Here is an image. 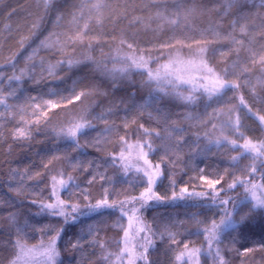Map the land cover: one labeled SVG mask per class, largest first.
Segmentation results:
<instances>
[{
  "label": "trees",
  "instance_id": "16d2710c",
  "mask_svg": "<svg viewBox=\"0 0 264 264\" xmlns=\"http://www.w3.org/2000/svg\"><path fill=\"white\" fill-rule=\"evenodd\" d=\"M41 2L42 0H0V73L4 78L12 75L19 76V70L25 69V75L19 81L0 80V89H3L4 96L8 97V93L12 91L16 94L7 98V104L12 107L5 109L3 105H0V112L4 113V116L0 117V264H8V260L12 257V248L7 241L10 238H16L15 234L18 229L21 230L22 241L32 247L39 244L41 240L46 243L51 238L53 233L47 232L49 228L63 229L57 240V249L63 264H105L101 259L103 254L100 248L90 242L103 243L108 252L118 250L116 242L120 241L123 236L120 226L127 228L128 220L117 209L104 211L103 215L98 214L100 210L80 212L75 221L69 218L65 223L62 217H53L30 201L52 202L49 199L51 178L55 176L57 181L67 180L69 175L74 178L70 188H58L57 191H59L61 199L65 201H69L70 191L73 194L70 202L78 204L81 209H84L85 204L89 202L94 204L97 200L103 199L102 193L105 191L115 193V195L108 196L109 202L113 199L124 200L126 197L139 196L147 186L139 181L141 173H138L135 168H131L125 174L121 168L122 162L111 160L109 157L110 155L118 156L120 151H125L126 148L128 150L130 147L138 149L137 145H144L145 141L151 143L157 151L151 152L147 146L139 149L149 153L147 159L153 167L156 164H161V168L168 177L158 181L153 188L154 192L165 197V200L150 202L145 210L136 213L140 222L136 217H133V227L129 229L130 236H135V230L141 227L142 223H147L157 232L167 227L174 233H180L181 235L176 239L187 242L189 247H207L204 236L200 234V229L210 223L209 218L219 220L218 210L215 207L209 210L208 202L201 204L195 198H182L174 201L168 198L173 195V191L178 194L184 187H188L189 191H203L202 182L193 179V177H199L202 174L208 175L217 172L223 174L226 170L229 173L234 172L236 176L243 177L245 175L240 169L252 163L251 157L244 156L238 161H232L231 157L241 155L240 150L227 143H222L220 146L209 143V137H206L205 133H209L213 139L215 136H224L229 140H236L238 144H243L244 139H241L238 133L221 126V121L226 118L224 114L227 110L237 107L244 125L240 128V133H243L245 138L252 139L253 142L264 139V129H261L256 119L248 117L246 112L239 108V99L235 98L243 97L244 101L258 115L264 116V102L259 99V97H264V88L261 84L256 83L257 77L260 76L259 72H256L252 77L255 93L251 89L241 87L238 93L228 91L224 95L223 101L217 102L215 97L209 100L206 96H201L200 92H196L194 94L198 97V103L195 107H184L179 100L167 97L159 102L160 107L172 113H199L201 121H209L213 109L220 113L219 116L211 119L206 127L202 122L183 120L181 115L171 117L185 127L184 135L188 139L186 143L173 149L172 153L166 157L168 167L161 163V156L164 155L158 151L162 143L161 140L152 135L145 136L131 131L141 124L149 132L162 131V128L148 117V112H152L153 116L158 115L153 108L143 110L142 116L133 108L131 112L127 113L129 131L125 132L122 127L126 116L123 111L124 105L127 104L131 107L133 102L143 103L149 91L147 87H139L134 101L130 100L124 91L112 92L107 98L93 94L86 99L81 97V101L74 100L72 103L65 101L61 108L48 110L49 121L46 124H41L38 131L34 128L28 140H15L12 134L17 128L26 127L25 124L20 123L22 116L25 121L34 119L32 111L35 104L43 106L45 101L54 99L50 95L52 92H59L61 96L71 95L70 91H66V89L71 88L73 80L81 79L80 75L74 74L75 70L69 71L66 65L58 67L55 70V75L50 76L44 71L48 64H54L57 60L69 57L80 59L84 55H92L99 60L101 59V50L105 54L113 52L116 42L120 39L121 30L126 37L128 34L135 33L137 40L140 41V47L145 49L150 47L144 43L146 40H155L158 44L172 35L181 40L183 46H177L176 51H168L167 55H162L156 47H152V53L157 57L159 63H167L169 55L172 57L179 55L184 60L197 59L195 44L190 40H185L184 36L186 34L200 39L196 32L207 28L210 22H217L220 25L217 30L221 32V35H224L223 30L227 27V19H221L216 11L221 7L222 0H183L185 8H195L196 11L190 16L187 24L180 23L179 27L157 18V11L163 12V8L151 7L153 3L162 4L166 5L170 11H174L172 5L175 0H105L116 11L114 14L107 10L104 11V18L100 24L94 22L95 17L89 18L88 16H85L84 19L77 18L75 23L72 22L71 15L56 20L50 13L47 15L44 13ZM72 2L73 0H68L69 5ZM124 5H128V7L125 9ZM12 10L15 11L9 17L8 13ZM65 11H71V9L66 6ZM164 14L168 15L167 12ZM109 16H112V20L108 19ZM41 17H43L42 20ZM137 17L142 19H135ZM168 19H175V17L169 16ZM35 21H39L40 27L33 31L31 26ZM84 23H88L89 28L92 29L87 33L85 39L93 42L94 50L89 51L86 47L77 46L73 51L69 47L65 49L64 54L60 55L39 46L40 40H43L49 32L72 35L77 26L83 29ZM108 33H112V35H108ZM207 40L217 42L213 36H208ZM21 41H23V45ZM189 44H192V52L188 51ZM33 49H37V51L33 59L28 61L26 58L32 55ZM220 52L227 55L222 56L219 54ZM14 53L17 54L15 60L10 61V57ZM205 59L208 58L205 57ZM233 60H235V56L229 48L222 47L213 59L208 60V63L210 67H214L218 71L220 67L230 66ZM33 64L36 65L34 71L29 70ZM111 66L109 64V67ZM149 66L155 70L158 64L151 63ZM201 74L204 73L201 72ZM131 78L138 85L146 79L145 76L138 73H133ZM226 78L238 79L237 76ZM200 82V84L204 83L203 80ZM152 87L154 88L155 85ZM78 90H84L83 85ZM178 91L184 95L193 94L192 89L187 86H181ZM29 97L34 99L30 100ZM209 104L211 107H207ZM108 109H111L115 115H107ZM102 111L106 115L107 123L114 125L111 132H104V121L96 119V116ZM75 115H87V118L96 125V130L90 131L87 135H78L77 139L81 147L74 151L75 145L66 137L59 135V130L67 126V121ZM133 119L135 124L131 122ZM213 124L216 125L215 129L212 127ZM96 137H100L102 148L93 146ZM120 137L125 138L126 144L118 142ZM54 156L57 159L45 169L43 165L47 164L48 160ZM256 163L259 166V161ZM132 164L136 163L133 161ZM81 166L83 170H81ZM25 169L29 173H42L43 179L26 180L22 192L12 191L11 189L20 187L17 183H9L13 170L23 172ZM200 169H204V172L201 173ZM102 175L105 176L104 180L99 178ZM93 176H96L97 179L89 185L88 181ZM209 178L215 177L210 176ZM234 178L225 176L229 182ZM15 179L19 178L15 177ZM171 181H175V184L173 185ZM84 191L91 193L87 199L80 195ZM237 192L242 193L243 190L237 189ZM237 192H231L228 195H236ZM221 198L226 197L221 194ZM132 207L133 205H126L125 210L128 211ZM134 207L139 208V205L136 204ZM247 210V207H243L241 214ZM66 211L71 212V209ZM128 215L132 216V212L128 211ZM10 216H14V219H9ZM197 221L204 223L198 224ZM42 228L45 229L46 234H41L38 231ZM227 231L231 232L232 229ZM244 231L247 240L241 238L240 243L248 247H252L255 242L264 239V213L257 210L254 219L250 221ZM77 239L84 247L82 253L74 251L69 246V241L75 242ZM154 239L157 240V245L155 250L149 252L150 260H156L157 264H187L186 258L175 260L179 250L169 251L167 242L161 243L158 237H154ZM138 243H142V241L137 237L131 241L129 246ZM120 246L123 247V244ZM182 246L183 243L180 247L182 248ZM223 246L221 245V247ZM230 247L240 248V244ZM240 251L242 252L243 249L241 248ZM199 259L200 264H211V261L203 254ZM21 263L23 264V262ZM233 264H264V260L257 254L254 258L236 259Z\"/></svg>",
  "mask_w": 264,
  "mask_h": 264
},
{
  "label": "snow or ice",
  "instance_id": "6c2138e0",
  "mask_svg": "<svg viewBox=\"0 0 264 264\" xmlns=\"http://www.w3.org/2000/svg\"><path fill=\"white\" fill-rule=\"evenodd\" d=\"M66 6L71 11H65ZM41 7L44 13L51 14L56 20H60L67 15L72 16V22L75 23L77 18L84 19L85 16L89 18L95 17V23L100 24L102 22L104 11L115 13L116 9L112 8V5L106 3L105 0H73L69 5L68 0H42ZM120 7V6H118ZM125 9L128 5L123 6ZM153 8H163L164 11H157L156 16L161 20H165L168 23L179 27L180 23L187 24L190 16L196 11L195 8H185L183 0H175L172 8L174 11H170L166 5L151 4ZM15 10L8 13L11 17ZM221 19H227V27L223 30L224 35L217 29L220 25L217 22H210L208 27L196 32V35L200 39H196V36H188L185 34L184 39L192 41L196 46L195 54L197 59L184 60L179 55L172 57L168 56L167 63H159L157 57L152 53V47H156L162 55H167L168 51H176L177 46H183L182 41L177 39L175 35L169 36L166 40L158 43L155 40H146L145 44L150 47L145 49L140 47V41L137 40L135 33L128 34L127 37L123 30L120 31V39L116 42V47L112 53L105 54L101 50V59L97 60L92 55H84L80 59L66 58L57 60L54 64H48L46 71L48 75H55V70L66 65L69 71H74V74L81 76L80 80H73L72 86L66 91H70L71 95L61 96L59 92H52L50 95L54 99L47 100L41 104H35L32 111L34 119L25 121L23 116L20 123L25 124L26 127L17 128L13 132V138L18 141H26L31 137L32 131L35 128L37 131L41 124H46L49 121L48 110L59 109L63 102L72 103L75 101H81V97L85 99L95 94L97 96H103L107 98L112 92L124 91L127 93L130 100L135 99V96L139 90V87H147L149 89L147 97L144 98V102L140 104L132 103L131 107L127 104L124 105L123 111L126 113L124 117V123L122 127L125 132L129 131V120L127 113L132 109H136L138 114L143 115V110L153 108L158 115L153 116L152 112H148L150 120L156 122L162 131L149 132L144 126L137 125V127L131 129L132 132H138L142 135H152L161 140V146L158 151L164 155L161 156V163L168 167V161L166 157L172 153L173 149L180 147L187 142L184 135L185 127L182 126L177 120L172 119L173 115H181L183 120L186 121H198L202 122L206 127L211 119L220 115L216 109H213L209 121H201L199 113H172L165 108L159 106V102L166 97L179 100L184 107H195L198 103V97L194 94L200 92L201 96H206L209 100L213 97L217 102H222L224 95L228 91L238 93L241 87L251 89L255 93V84L252 77L256 72H259L260 76L257 77L256 83L261 84L264 88V0H222L221 7L216 10ZM167 12L168 15L164 13ZM172 16L175 19L169 20L168 17ZM41 20L43 17L40 18ZM112 20V16L108 17ZM141 20L142 18H135ZM32 30L35 31L40 27L39 21L32 23ZM192 30V29H189ZM92 31L89 28L88 23L83 24V29L79 26L76 27L74 33L69 35L68 33L58 34L56 32H49L48 35L40 40L39 46L49 51H53L56 54H64L66 48L71 47L73 51L77 46H83L89 49H93V42L86 41L87 33ZM115 31V29H113ZM195 31V30H193ZM112 35V33H108ZM208 36L216 38L217 42L207 40ZM115 40V37H113ZM226 41L227 43H223ZM23 45V41H21ZM98 46V42H97ZM188 51L192 52V44H189ZM226 47L234 54L235 60H233L230 66L220 67L219 70H215L214 67H210L208 60L213 59L220 48ZM167 50V51H166ZM37 49L32 50V55H29L26 59L31 61L35 55ZM222 56H226V53L220 52ZM17 54H13L10 57V61L15 60ZM207 57L208 59H205ZM151 63L158 64V67L153 70L149 65ZM43 64V61H41ZM109 64L112 66L109 67ZM119 65V66H117ZM14 66V65H13ZM36 65H31L29 70L35 69ZM183 69H195L196 71L203 72L204 75L200 77L204 81L203 84L196 85L193 83L192 78H185L181 75ZM20 75H12L6 78L0 73V80L7 79V81H19L23 75H25V69H20ZM133 73H138L141 76H145L146 79L142 80L139 85L131 77ZM237 76V80H232L226 77ZM83 85L84 90L80 89ZM152 85H155L153 88ZM181 86H187L192 89L193 94L184 95L178 91ZM15 92H9L8 97L15 96ZM3 94V89H0V105H3L5 109L12 107L7 104V98ZM239 99V108L243 109L248 117L254 118L258 121L261 129H264V116L258 115L243 99V97H235ZM29 99H34L29 97ZM264 102V97H259ZM123 104V100L121 101ZM211 107V105H207ZM107 115H115L111 109L107 110ZM225 119L221 121L222 128L232 129L235 133H238L241 139H244L243 144H238L236 140H229L224 136H215L211 138L209 133H205L206 137H209V143H214L220 146L222 143H227L233 148L239 149L241 155L234 156L230 159L232 161H238L241 157H251L252 163L244 166L241 171L245 173L243 177L236 176V174L229 173L225 170L223 174L209 173L208 175H200L199 177H193L202 182L201 186L203 191L195 192L189 191L188 187L181 188L177 194L173 191V195L168 198L172 201L177 199H198L201 204L208 202L209 210L215 207L219 220L209 218L210 223L200 229V234L204 236L205 244L207 247H189L187 242H182L176 239L180 233H174L169 228L165 227L162 231H154L151 225L142 223V226L135 230V236H130L129 229L133 227V217H136L137 212H142L146 209L150 202H162L165 197L160 196L154 192L153 188L158 181L167 179L161 164H156L154 167L147 159L149 153L139 151L136 154L137 164H132L131 160L125 156L124 151H120L118 156H111V160L121 161V168L125 174L129 172L131 168H135L139 176L141 184H146L144 191L139 196H132L125 198L124 200L113 199L109 202L108 196L115 195V193H109L105 191L102 193L103 199L97 200L96 203H87L84 209H81L78 204L70 202L73 194L69 191V201L61 199L59 191L57 189H69L74 181L72 176H68L67 180H56V177L51 178L50 197L52 202L44 203L39 200H32L30 203L38 205V207L50 214L53 217H62L65 223L69 220L75 221L77 214L80 212H97L103 215L104 211L117 209L128 220L127 228L121 227L123 236L120 241L116 242L117 251L108 252L106 246L99 241H92L91 244L98 246L102 252L101 259L105 264H157L156 260L149 259L150 250H155L157 240L154 237H158L161 243H168L169 251L179 250V254L175 256V260L187 259V264H200L199 257L201 254L205 255L211 264H233L236 259L254 258L255 255H260L264 260V239L255 242L252 247H248L245 244L240 243L241 238L247 240L245 228L248 227L250 221L254 219V214L257 210L264 213V139H260L257 142H253L252 139L245 138L243 133H240L243 122L239 114L237 107L229 108L224 114ZM4 113L0 112V117H3ZM96 119L103 120L105 127L104 132L113 131L114 125L107 123L106 115L102 111ZM135 124V120L131 121ZM212 127L215 129L216 125ZM96 130V125L87 118V115H75L67 121V126L62 127L59 130V135L66 137L75 145L74 151L79 149L81 145L77 139L78 135H87L90 131ZM119 143L126 144L124 137H120ZM94 147L102 148L103 145L100 141V137H96L93 143ZM147 146L151 152H156L157 149L153 148L151 143L145 141L144 145L138 144L137 147L143 148ZM57 157H53L48 160L47 164L43 167L47 169L49 165ZM102 159V158H101ZM259 161V166H257ZM142 163V166H139ZM95 164V162H93ZM81 170L83 167L81 166ZM201 173L204 169H200ZM63 175V173H61ZM214 176L215 178H209ZM225 176H233L234 179L229 182L225 179ZM15 177L19 179L16 180ZM101 180L105 179V176L99 177ZM43 179L42 173H29L27 169L23 172L13 170L12 178L9 183H17L20 187L11 189L17 193L23 191V185L26 180H41ZM97 179L93 176L88 184L91 185ZM174 185L175 181H171ZM237 189H242L243 192H237ZM237 192L236 195H228V193ZM223 194L226 198H221ZM80 195L87 199L91 195L90 192L84 191ZM138 204L139 208L134 207ZM126 205H133L128 211L132 212V216L128 215V211L125 210ZM247 207V212L242 213V208ZM71 209V212L66 211ZM238 217V219H237ZM9 219H14V216H10ZM139 221V217H136ZM198 224H203V221H197ZM27 228V225H25ZM232 229L231 232L227 231ZM41 234H46L45 229L38 230ZM91 231V229H90ZM47 232L53 233L51 238L45 243L43 240L37 245L29 247L22 241L21 230L16 231V238L9 239L7 243L11 246L13 255L8 260V264H21L28 257H42V262L37 261V264H63L60 260V253L57 249V240L60 238L63 229L49 228ZM143 233V235H141ZM139 238L142 243L132 244L131 241ZM227 241V243H225ZM183 243L182 248L180 247ZM123 244V247L120 245ZM236 244H240V248L230 247ZM221 245H224L221 247ZM69 246L74 251L83 252L84 247L80 240L75 242L69 241ZM243 249L241 252L240 249ZM75 259V257H73Z\"/></svg>",
  "mask_w": 264,
  "mask_h": 264
},
{
  "label": "rangeland",
  "instance_id": "374dc122",
  "mask_svg": "<svg viewBox=\"0 0 264 264\" xmlns=\"http://www.w3.org/2000/svg\"><path fill=\"white\" fill-rule=\"evenodd\" d=\"M181 75H183L185 78H192L193 83L199 85L201 83L200 81H202V79H200V77H202L204 74H201V72L196 71L195 69H183L181 71ZM139 151H141L139 148L138 149H134V148L131 149V147H130L129 150H128V148H126V150L124 151V154L126 157L129 158V160H131V162L134 161L137 164L138 162L136 160V154ZM139 166H142V163ZM37 261L42 262V257H39V256L34 257V258L28 257L22 262H23V264H37Z\"/></svg>",
  "mask_w": 264,
  "mask_h": 264
}]
</instances>
